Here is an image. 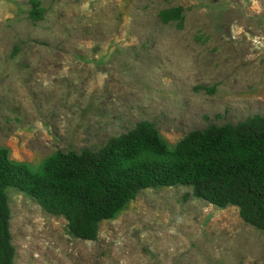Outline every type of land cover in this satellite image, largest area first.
Listing matches in <instances>:
<instances>
[{"label": "rangeland", "instance_id": "374dc122", "mask_svg": "<svg viewBox=\"0 0 264 264\" xmlns=\"http://www.w3.org/2000/svg\"><path fill=\"white\" fill-rule=\"evenodd\" d=\"M0 0V147L39 170L150 122L192 131L264 116V0ZM181 7L183 20L163 23ZM46 163V162H45ZM13 264H264V231L178 184L141 188L93 240L4 189Z\"/></svg>", "mask_w": 264, "mask_h": 264}, {"label": "trees", "instance_id": "16d2710c", "mask_svg": "<svg viewBox=\"0 0 264 264\" xmlns=\"http://www.w3.org/2000/svg\"><path fill=\"white\" fill-rule=\"evenodd\" d=\"M38 0L29 18L44 19ZM163 23H181L182 8L160 11ZM0 147V264H13L10 210L4 189L16 186L50 213L64 215L72 236L93 240L98 224L115 217L141 188L178 184L217 206H236L243 221L264 231V116L235 126L192 131L170 149L147 121L97 150L58 151L39 170L8 160Z\"/></svg>", "mask_w": 264, "mask_h": 264}]
</instances>
